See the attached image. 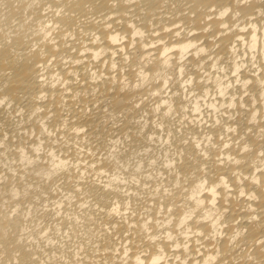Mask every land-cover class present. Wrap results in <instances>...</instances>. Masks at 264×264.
Listing matches in <instances>:
<instances>
[{"label":"bare ground","instance_id":"1","mask_svg":"<svg viewBox=\"0 0 264 264\" xmlns=\"http://www.w3.org/2000/svg\"><path fill=\"white\" fill-rule=\"evenodd\" d=\"M64 254L264 264V0H0V264Z\"/></svg>","mask_w":264,"mask_h":264},{"label":"rangeland","instance_id":"2","mask_svg":"<svg viewBox=\"0 0 264 264\" xmlns=\"http://www.w3.org/2000/svg\"><path fill=\"white\" fill-rule=\"evenodd\" d=\"M178 118V117H177ZM180 119V118H179ZM62 127H58L57 129H58V131L56 130V131H54V132H61L60 131V129H61ZM75 129V128H74ZM74 129H71V131H74V133H75V130ZM62 133V134H61ZM61 133H59V137H60V139L62 140V137H64L63 138V142H66L67 141V137L69 138V140H68V142L70 141V143L72 144L73 142H75L76 143V146L78 145V146H80L81 148L83 147V154L85 153V150H87V148L89 147V144H88V138H80L78 135H77V133L78 132H76L75 134H66L65 135V133H64V129H62V132ZM64 134V136H62L61 137V135H63ZM193 134H191L190 136H192ZM198 137L200 138V140L201 141H207L206 139H203L204 137H205V135L204 136H202L201 134L200 135H198ZM122 138H124L125 140H121L122 142H117V144H116V147H117V149H119L120 148V152H118V155L119 154H121V153H123L124 155H126V159H127V161L129 162L128 163V165L129 164H131V165H129V167L130 166H132L133 168H135V170H137L138 172H140V167H141V169L143 170V169H145V168H149V167H152L154 164H155V166L156 167H158V166H162L163 164H165V158H163L164 156L163 155H161L162 153L160 152L161 150H160V148L162 147L161 145H160V140H156L155 142V144L154 145H152L151 147L150 146H147V145H144L143 143H140V144H142V147H138V144L139 143H133V140H135V138H132V137H129V134H126V133H124V129H123V132H122ZM87 139V140H86ZM74 140V141H73ZM90 140V139H89ZM77 141V142H76ZM79 141V142H78ZM83 141V142H82ZM124 141V142H123ZM159 141V143H157ZM167 142H170L169 140H167V139H163V142H162V145H164V144H166L167 145ZM171 142H172V140H171ZM87 145H86V144ZM93 143H95V142H93ZM174 143V142H173ZM74 144V143H73ZM158 146H157V145ZM168 144H170V143H168ZM75 145V144H74ZM132 145V146H131ZM134 145V146H133ZM155 145L157 146V148L158 149H155L154 150V148H156L155 147ZM171 145V147H172V144H170ZM88 146V147H87ZM153 146H154V148H153ZM160 146V147H159ZM94 147V146H93ZM132 147V148H131ZM133 147H135V149H133ZM132 150H134V152H139L140 153V157H141V161H140V163H141V166H140V163H138V159L136 158V157H133L134 156V154H131L132 153V151H130L131 149ZM85 149V150H84ZM94 149H96V148H93V152H95V153H98V150L100 151V152H103L104 151V148H97L95 151H94ZM101 150H103V151H101ZM153 150V151H152ZM158 150V151H157ZM174 151V149H171V151ZM169 152V153H167L166 154V156H173L174 154L173 153H175V151L174 152ZM155 152V153H154ZM157 152V153H156ZM81 153H82V150H81ZM80 152H79V154H80V156H79V159H80V157H81V162H82V160H83V162H84V157H83V154H81ZM150 153H153V154H155V155H157V162L155 161V162H153V161H151L150 160ZM159 153V154H158ZM78 154V155H79ZM169 154V155H168ZM173 154V155H172ZM170 157V158H171ZM144 158H145V160H144ZM159 158V159H158ZM164 162H163V161ZM160 165H159V164ZM131 171V170H130ZM112 174V173H111ZM140 174V173H139ZM113 175V174H112ZM142 174H140L139 176H141ZM136 180V181H135ZM133 179L131 176H130V174H129V170H128V167H124V171L120 174V176L119 177H116V182H121V183H123V186H125L128 190H131V191H136L137 189H140V186H141V188H142V190H140L141 191V193H143L142 194V196L141 195H139V196H141V197H143V196H145L144 194H147L146 192L144 193V190H145V188L142 186V184L143 183H140L139 181H137V179ZM137 182H138V184H137ZM136 185H140V186H136ZM135 187H137L136 189H135ZM144 189V190H143ZM136 196V195H135ZM139 196H138V198H137V202H136V199L135 200H133V202H136L134 205H140L141 203H143L142 205L143 206H141L140 205V207L139 208H141L142 210L143 209H145V207H144V200H143V198L141 199V198H139ZM140 199V200H139ZM139 200V201H138ZM143 200V202H141ZM141 202V203H140ZM71 203H72V206H76V204L74 203V201H72V202H70L69 204H68V206L69 205H71ZM121 203L123 204V210H126V211H128V208L127 207H129L131 210H134L136 213H138V212H140V210L139 209H134V208H131L132 207V203H130V202H128V199H125V200H122L121 201ZM138 203V204H137ZM71 207V206H70ZM42 220V219H41ZM45 227V228H48L50 225L48 224V223H45V224H42L41 223V227ZM44 232V231H43ZM60 238V239H59ZM94 238H96L95 236H94ZM49 239V238H48ZM61 236H59V235H57L55 238H54V241H56L55 242V245L57 244V246H60V245H62L61 243L63 242L64 243V241L62 240L61 241ZM44 240H45V237L42 239L41 238V243L42 244H44L45 242H47V241H45L44 242ZM87 241V240H86ZM73 242L74 241H72V243H71V241H70V243L69 244H66L67 246H68V248L69 249H72L74 246H72V244H73ZM54 244V243H53ZM86 244L88 245V244H91V242H86ZM74 245H77V242H75V244ZM47 246H49L48 244H47ZM72 246V247H71ZM75 255V254H74ZM67 256V257H66ZM77 256V255H76ZM66 257V258H65ZM78 257V256H77ZM77 257H75V258H77ZM63 261V264H68V263H65L67 260V262H69L71 259H72V257L71 256H68V255H63V256H61L60 257ZM74 258V257H73ZM71 262V261H70ZM72 263V262H71ZM71 263H69V264H71Z\"/></svg>","mask_w":264,"mask_h":264}]
</instances>
